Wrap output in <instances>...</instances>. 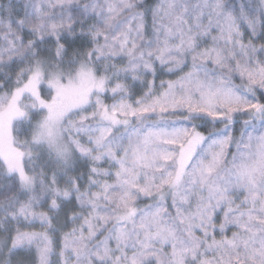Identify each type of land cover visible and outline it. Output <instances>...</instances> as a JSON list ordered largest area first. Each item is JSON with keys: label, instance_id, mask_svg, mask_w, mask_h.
Segmentation results:
<instances>
[{"label": "snow or ice", "instance_id": "1", "mask_svg": "<svg viewBox=\"0 0 264 264\" xmlns=\"http://www.w3.org/2000/svg\"><path fill=\"white\" fill-rule=\"evenodd\" d=\"M0 264H264V0H0Z\"/></svg>", "mask_w": 264, "mask_h": 264}]
</instances>
